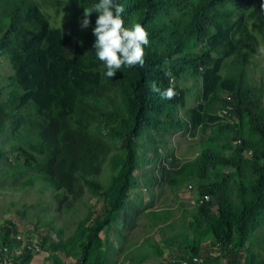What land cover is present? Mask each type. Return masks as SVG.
I'll list each match as a JSON object with an SVG mask.
<instances>
[{
    "label": "trees",
    "instance_id": "obj_1",
    "mask_svg": "<svg viewBox=\"0 0 264 264\" xmlns=\"http://www.w3.org/2000/svg\"><path fill=\"white\" fill-rule=\"evenodd\" d=\"M69 2L76 24L74 46L46 12L69 5L68 0H0V55H8L13 70L7 73L11 90L0 85V133L7 121L17 132L34 130L29 144L17 150L28 168L37 169L26 186L52 188L68 208L84 196L81 179L101 195L103 205L81 241L83 259L75 264L103 263L102 255L91 253L102 250L100 234L130 192L138 163L137 137L145 126L161 124L216 128L232 153L223 154L209 140L196 158L177 169L200 182V203L191 223L194 238L186 237L166 252L158 249L159 259L151 264H182L196 255L213 264L220 259L212 256L217 249L226 264H247L243 259L249 249L244 245L264 219V84L249 71L258 65L257 48L264 42V0H116L125 9V27L141 23L150 43L143 67L124 66L113 78L104 75L106 68L94 48L99 14L92 13L87 28L80 26L85 6L99 0ZM185 74L201 79V100L184 116L174 115L178 105L186 107V90L170 85V79ZM153 82L162 90L174 87L177 95L162 99L151 91ZM217 104L225 114L213 112ZM101 122L110 136L122 140L124 149L115 163V184L108 188L98 177L111 149L92 133V126ZM168 172L163 174L169 178ZM0 233L2 246L20 245L13 226ZM29 251L24 248L20 264H26Z\"/></svg>",
    "mask_w": 264,
    "mask_h": 264
},
{
    "label": "rangeland",
    "instance_id": "obj_2",
    "mask_svg": "<svg viewBox=\"0 0 264 264\" xmlns=\"http://www.w3.org/2000/svg\"><path fill=\"white\" fill-rule=\"evenodd\" d=\"M68 3L57 8L48 7L46 12L53 25L61 27L70 36L74 46L76 24L69 0ZM261 45H264L263 41ZM257 60L258 65L249 69L250 76L264 84V57ZM9 72H13L10 59L6 53L1 54L0 85L8 92L11 90V84L7 82ZM172 82L186 90V107L178 105L172 111L174 115L184 116L188 108L195 107L201 100L202 81L185 74ZM116 92L119 95L122 93L120 88H116ZM4 96H7L6 93ZM213 112L225 114L220 104ZM19 131L13 128L11 121H7L0 133V228L5 231L13 226L28 238L41 242L43 252H25L26 264H75L83 259L81 241L85 231L92 226L96 212L102 207L103 199L83 179L79 186L84 196L75 200L70 208L55 197V191L50 187L43 190L40 183L26 186L25 181L36 174L37 169L28 168L24 160L18 158L17 150L19 146L29 144L28 137L34 134V130L20 128ZM109 132L105 122L92 126L93 135L104 140L111 149L98 177L107 188L115 184L118 174L115 163L124 156L122 140L113 138ZM209 140H213L223 154L232 153L225 146L226 139L216 128L192 129L164 124L157 128L145 126L137 137L138 163L132 172L133 184L128 197L100 234L104 239L102 252L92 251L91 254L102 255V264H151L159 259L155 256L158 249L166 252L172 246L182 245L186 237L192 240L191 223L200 203V182L191 174L179 175L176 171L183 163L196 158ZM165 169L170 170L169 178L163 174ZM170 178L178 182L171 184ZM234 196H237L236 193ZM43 237L47 238L45 244ZM244 246L249 249L243 259L247 264H259L263 260L264 219L253 227ZM1 247L0 239V250ZM212 256L220 258L213 264H226L218 249ZM85 264H90V261Z\"/></svg>",
    "mask_w": 264,
    "mask_h": 264
},
{
    "label": "clouds",
    "instance_id": "obj_3",
    "mask_svg": "<svg viewBox=\"0 0 264 264\" xmlns=\"http://www.w3.org/2000/svg\"><path fill=\"white\" fill-rule=\"evenodd\" d=\"M264 10V3L260 5ZM123 5L116 0H99L91 7L84 8L81 28H87L93 12L99 15L96 19L93 34L95 36L94 48L99 61L103 62L106 72L104 75L113 78L122 67L129 68L145 63V46L150 43L149 33L141 23H133L131 27H125L122 13ZM257 56L264 57V45L257 48ZM165 75L171 78V72ZM172 79H170V85ZM151 91L158 93L162 99H173L177 93L174 87L169 86L162 90L155 82L151 84Z\"/></svg>",
    "mask_w": 264,
    "mask_h": 264
},
{
    "label": "built area",
    "instance_id": "obj_4",
    "mask_svg": "<svg viewBox=\"0 0 264 264\" xmlns=\"http://www.w3.org/2000/svg\"><path fill=\"white\" fill-rule=\"evenodd\" d=\"M209 196H206L208 199ZM203 200H201L202 202ZM0 232H4L0 228ZM17 239L20 241V245H11L10 243H6L1 247V251L5 254L4 256L0 255L1 261L0 264H20L22 261V254L24 252V248H28L33 253H41L43 252V247L41 242L35 238H28L21 232L15 235ZM67 264V263H65ZM182 264H204V258L201 256H192L187 259L182 260Z\"/></svg>",
    "mask_w": 264,
    "mask_h": 264
}]
</instances>
